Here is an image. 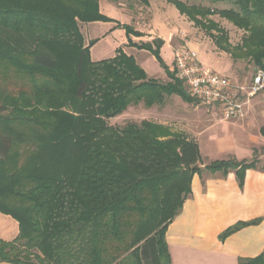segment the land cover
<instances>
[{
	"label": "trees",
	"instance_id": "obj_1",
	"mask_svg": "<svg viewBox=\"0 0 264 264\" xmlns=\"http://www.w3.org/2000/svg\"><path fill=\"white\" fill-rule=\"evenodd\" d=\"M228 1L232 8L217 12L170 2L202 27L215 13L243 30L240 48L221 50L264 68V0ZM108 20L99 0H0V213L19 228L13 241L0 240V263L170 264L165 233L191 193L192 176L234 170L241 186L255 168L254 157L201 170L198 145L185 134L145 120L107 123L140 103L194 100L177 78H148L122 49L91 61L80 24ZM123 29L129 47L162 63L161 39L154 48L134 44L130 37L141 34ZM258 222L236 223L219 239ZM238 264H264V250Z\"/></svg>",
	"mask_w": 264,
	"mask_h": 264
},
{
	"label": "crops",
	"instance_id": "obj_2",
	"mask_svg": "<svg viewBox=\"0 0 264 264\" xmlns=\"http://www.w3.org/2000/svg\"><path fill=\"white\" fill-rule=\"evenodd\" d=\"M100 3L101 0L99 11ZM123 13L128 16V24L133 30L142 33L140 25L130 15L124 11ZM93 24L95 23L83 25ZM154 37L160 39L156 34ZM83 38L85 45H88V40ZM141 38L131 36L130 39L132 43H137ZM122 50L133 58H136V54L145 52L133 47H124ZM172 67L173 65L169 67L170 71ZM259 94L262 96L256 95L249 100L241 118L222 122L224 126L210 123L197 128V132L194 128L190 129L192 131L188 130L195 133L188 135L197 143L202 162L228 159L241 162L255 157L257 163L255 168L245 171L241 186L234 170H228L226 174L203 171L192 176L191 193L166 229L165 242L170 264H238L239 259H252L263 252L264 136L261 129L264 127V92ZM174 96L176 95L165 97L161 105L145 108L153 123L166 125L171 122L164 117L167 115L164 105L166 107L168 101L173 102ZM188 104L192 110L200 108L198 105ZM138 105L143 106L141 103ZM167 108L170 109V106ZM129 109L131 107L127 111ZM185 123L186 121L184 125ZM258 219L257 224L245 226L223 241L219 239L220 234L236 223ZM18 233V223L10 216L0 213V240L13 241Z\"/></svg>",
	"mask_w": 264,
	"mask_h": 264
},
{
	"label": "rangeland",
	"instance_id": "obj_3",
	"mask_svg": "<svg viewBox=\"0 0 264 264\" xmlns=\"http://www.w3.org/2000/svg\"><path fill=\"white\" fill-rule=\"evenodd\" d=\"M170 1L147 0L148 5L145 6L139 0H101L100 12L109 20L95 22L91 26L80 24L82 36L88 40V43H92L89 49L90 60L93 62L108 60L115 56L118 49L129 48L123 26L130 25L128 24V16L123 13L124 11L140 25L142 33H138L141 34L140 37L142 38L141 41L134 42V44H152L154 48L153 41L156 39L154 37L155 34L163 42L159 51L162 63H159L154 56L146 51L136 54V58H134L136 64L144 70L147 76L153 77L162 84L170 83L172 78L176 79L174 68L172 67V73L169 77L167 76L166 69L168 70L173 65L174 47L185 46L196 53L198 62L204 68L211 69L221 76H227L235 82H248L257 69L251 62V59H235L228 52L221 50L219 46L228 44L233 49L240 48L245 34L244 31L215 13L207 15L202 19L205 27L197 25L186 16L181 15ZM179 1L187 5L208 8L215 12L232 8L228 0L216 2H212L211 0ZM210 23L221 29L223 36L220 37V33ZM233 52L237 55L240 54L238 50H234ZM258 96H262V94H258ZM174 98L173 102H167L166 107L164 105V108H166L164 111L167 114L164 117L171 121L164 126L170 128L172 132L183 133L190 140H194L190 135L195 133H193L194 131L192 133L189 132L192 131L190 129L194 128L197 132V128L205 127L210 123H218L224 126L222 122L226 121L220 120L216 108L193 100L191 104L194 106L198 105L200 108L192 110L189 108L190 105L188 103L182 101L177 96H174ZM168 106H170V109L167 108ZM247 106L248 104L245 106V109ZM145 108L144 105L131 106V109L108 120L107 123L110 126L122 128L129 122L139 124L144 120L148 121L151 117H148L149 114L145 111ZM205 111H207V114ZM183 120L186 121L185 125ZM151 121L153 122V120L149 122ZM208 164L209 162L205 163L202 160L196 163L201 170Z\"/></svg>",
	"mask_w": 264,
	"mask_h": 264
},
{
	"label": "built area",
	"instance_id": "obj_4",
	"mask_svg": "<svg viewBox=\"0 0 264 264\" xmlns=\"http://www.w3.org/2000/svg\"><path fill=\"white\" fill-rule=\"evenodd\" d=\"M175 77L187 94L218 110L221 121L241 118L249 100L264 91V68H257L248 82L239 83L204 68L196 53L185 47L174 49Z\"/></svg>",
	"mask_w": 264,
	"mask_h": 264
}]
</instances>
